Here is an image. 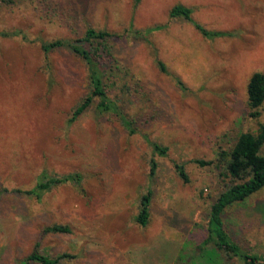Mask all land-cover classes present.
Instances as JSON below:
<instances>
[{
    "label": "rangeland",
    "instance_id": "rangeland-1",
    "mask_svg": "<svg viewBox=\"0 0 264 264\" xmlns=\"http://www.w3.org/2000/svg\"><path fill=\"white\" fill-rule=\"evenodd\" d=\"M178 4L193 21L170 16ZM88 27L114 34L116 62L105 78L133 131L96 103L69 122L90 91L86 64L42 44ZM257 71L264 0H0V264L24 263L36 244L52 257L68 254L60 264H245L203 242L227 183L220 151L264 122V104L254 118L247 102ZM42 170L80 172L83 181L41 200L16 191L33 187ZM147 189L150 220L141 225ZM225 221L238 244L264 255V188L231 206ZM53 224L71 231H45Z\"/></svg>",
    "mask_w": 264,
    "mask_h": 264
},
{
    "label": "trees",
    "instance_id": "trees-1",
    "mask_svg": "<svg viewBox=\"0 0 264 264\" xmlns=\"http://www.w3.org/2000/svg\"><path fill=\"white\" fill-rule=\"evenodd\" d=\"M11 3L12 0H3ZM171 17H183L190 21L192 19V9L178 4L170 10ZM201 32L206 35H218L217 32H209L205 28L196 24ZM5 34V33H4ZM114 34L104 29L96 27L86 28L85 34L76 39H56L46 41L42 48L46 52L56 49L69 48L86 64L88 71L90 91L80 102L72 109L69 119L70 123L75 122L83 113L96 103L97 110L104 113H112L118 116L127 129L133 131L132 120L122 111L117 100L113 99L107 88L106 73L110 63L116 62L115 51L111 44V38ZM160 66L165 70V65L160 62ZM249 116L257 118L261 115V107L264 104V73L257 71L252 74L247 86ZM153 149L159 154H165L167 147L158 142H151ZM264 122L259 125L256 133L246 131L242 132L235 145L229 150H221L220 158H226V164L221 172L227 183L221 190L216 200L213 202L208 221V235L203 244L212 243L217 249L222 250L228 257H238L245 264H264V255L255 254L245 250L238 244L227 230L225 213L227 210L237 204L246 201L249 197L264 188ZM196 162L208 164L201 159ZM156 164H152V173L155 172ZM181 164H177V169L182 178L188 180V175ZM83 181V175L80 172H72L63 175H52L47 170H42L38 175L33 187L23 190L16 189L19 193H24L31 197L41 200L44 195L53 188L72 183L80 186ZM152 191L147 189L140 197L139 211L136 215V221L141 225H147L150 220V203ZM50 232H69L70 226L53 224L45 228ZM68 254H59L56 257L42 253L39 244H36L31 253L27 256L24 263L30 261L39 264H60L61 260Z\"/></svg>",
    "mask_w": 264,
    "mask_h": 264
}]
</instances>
